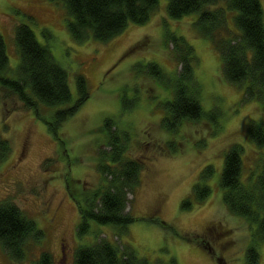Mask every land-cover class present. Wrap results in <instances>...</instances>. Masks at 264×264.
I'll use <instances>...</instances> for the list:
<instances>
[{
    "label": "rangeland",
    "instance_id": "374dc122",
    "mask_svg": "<svg viewBox=\"0 0 264 264\" xmlns=\"http://www.w3.org/2000/svg\"><path fill=\"white\" fill-rule=\"evenodd\" d=\"M260 2L264 9V0ZM167 3L160 0L147 24H130L108 43L93 39L77 43L68 32L71 18L61 4L0 0V35L11 67L16 69L19 63L15 29L24 24L67 71L73 100L77 98V75L86 77L90 90V98L63 124L59 138L33 111L15 99H3L0 92V137L12 145L9 159L0 163V202H14L45 234L40 245L32 244L21 264H34L43 252L52 255L54 264H74L79 247L94 244L98 235L121 250L129 247L150 264H169L172 259L177 264H247L255 228L228 211L219 182L225 155L235 144L245 150L244 177L255 168L263 150L248 140L245 129L252 119L263 118L262 104L243 102L244 91L226 81L220 53L195 31L198 15L174 20L168 15ZM45 30L51 39H46ZM171 35L184 37L194 47L201 105L206 114L216 109L218 127L205 117L184 123L177 133L162 128L160 104L170 92L139 74L136 66L156 63L174 78L180 68L168 44ZM63 108H46L43 113L51 118ZM109 118L130 135L127 155L144 165L140 186L128 194L127 211H132L136 221L127 228L92 223L91 234L80 239L79 209L70 196V186L88 192L104 181L98 165L101 152L109 150L103 127ZM168 143H175L177 152ZM207 166L215 169L213 177L204 182L212 189L210 197L183 210V201L202 183L200 174ZM257 250L259 263L264 264V245ZM0 264H16L1 245Z\"/></svg>",
    "mask_w": 264,
    "mask_h": 264
},
{
    "label": "trees",
    "instance_id": "16d2710c",
    "mask_svg": "<svg viewBox=\"0 0 264 264\" xmlns=\"http://www.w3.org/2000/svg\"><path fill=\"white\" fill-rule=\"evenodd\" d=\"M61 4L71 20L68 32L73 40L82 43L95 40L108 43L121 34L130 24L145 25L158 11L160 0H47ZM168 15L181 20L198 15L194 23L199 36L209 40L223 60V75L229 84L244 91L243 102L258 101L264 113V9L260 0H168ZM233 22L231 27L230 22ZM51 39L48 30L43 32ZM174 59L179 72L170 78L156 63L139 64L136 71L152 78L170 97L161 102L162 128L177 133L184 123L200 122L205 117L218 127L216 109L206 114L201 105L202 89L195 77L199 63L194 47L184 37L171 35ZM15 46L19 55L16 69L10 64L7 48L0 35V92L3 99H15L27 111L48 124L50 132L59 138L63 124L77 114L90 98L86 77L76 76L77 98L69 86L67 71L57 62L47 45L41 44L35 33L24 24L16 26ZM124 102H127L124 99ZM54 116L47 118L46 108H58ZM109 150L101 152L98 165L103 176L102 184L88 192L71 190L70 196L79 209L77 234L80 239L92 232V223L116 225L122 228L135 223L132 211H127L128 194L141 184L144 165L127 155L130 135L121 131L115 120L104 122ZM248 140L263 150L255 168L244 177V147L233 145L226 153L220 178L223 203L234 216L244 219L252 229V245L247 250V264H260L258 245H264V116L252 119L245 129ZM177 152L175 143H168ZM12 153L9 140L0 137V163L6 162ZM215 174L213 166H207L200 174L202 183L193 188V196L182 203L183 210H191L194 203H203L212 189L204 182ZM45 234L36 223L14 202H0V245L13 263L27 260L32 244L40 245ZM34 264H54L52 255L43 252ZM74 264H150L137 257L129 247L122 250L100 239L88 246H80ZM169 264H177L172 259Z\"/></svg>",
    "mask_w": 264,
    "mask_h": 264
}]
</instances>
